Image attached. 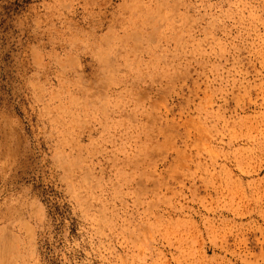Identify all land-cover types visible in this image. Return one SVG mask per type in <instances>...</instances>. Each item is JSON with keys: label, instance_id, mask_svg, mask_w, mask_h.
Segmentation results:
<instances>
[{"label": "rangeland", "instance_id": "1", "mask_svg": "<svg viewBox=\"0 0 264 264\" xmlns=\"http://www.w3.org/2000/svg\"><path fill=\"white\" fill-rule=\"evenodd\" d=\"M0 264H264V0H0Z\"/></svg>", "mask_w": 264, "mask_h": 264}]
</instances>
